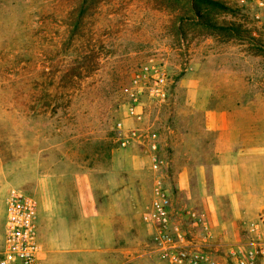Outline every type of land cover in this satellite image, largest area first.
Listing matches in <instances>:
<instances>
[{
	"label": "rangeland",
	"instance_id": "obj_1",
	"mask_svg": "<svg viewBox=\"0 0 264 264\" xmlns=\"http://www.w3.org/2000/svg\"><path fill=\"white\" fill-rule=\"evenodd\" d=\"M255 15L242 0H0V244L5 199L20 188L38 204L37 264H159L142 221L150 155L121 148L117 130L138 126L128 116L131 78L164 65L172 92L199 79L219 102L247 103L251 141L264 143L255 126L264 20ZM144 102L140 124L156 126L170 159L167 128L181 120L170 101Z\"/></svg>",
	"mask_w": 264,
	"mask_h": 264
},
{
	"label": "crops",
	"instance_id": "obj_2",
	"mask_svg": "<svg viewBox=\"0 0 264 264\" xmlns=\"http://www.w3.org/2000/svg\"><path fill=\"white\" fill-rule=\"evenodd\" d=\"M203 93L196 78H182L171 90L169 105L181 124L167 128L166 143L175 152L170 159L165 157L163 173L167 191L181 204L176 210L196 215L209 227L210 249L223 261L230 246L246 243L252 224L264 229V143L251 141L253 122L247 103L219 102L215 91ZM255 126L264 128V118ZM137 127L143 128L142 124ZM148 127L161 146L164 141L156 126ZM248 215L253 218L245 219ZM87 217L83 214V223ZM191 231L197 239L201 237L198 228ZM88 245L83 236L81 246Z\"/></svg>",
	"mask_w": 264,
	"mask_h": 264
},
{
	"label": "built area",
	"instance_id": "obj_3",
	"mask_svg": "<svg viewBox=\"0 0 264 264\" xmlns=\"http://www.w3.org/2000/svg\"><path fill=\"white\" fill-rule=\"evenodd\" d=\"M242 1L255 11L257 19L264 20V0ZM170 98L171 83L166 66H145L131 78L128 116L140 124L145 116L142 111L145 100L149 104L163 105ZM117 130L121 148L131 143L138 144L145 147L150 155L153 174L151 201L142 214V221L151 231V255L159 264H264V229L258 224L249 227L245 244L230 246L227 258L218 260L210 249L212 233L209 227L196 215H181L176 210L166 187L165 160L150 127L126 129L118 123ZM37 210V201L23 189L9 190L5 199L0 264L38 263L42 246L38 240ZM191 225L199 229V239L193 235Z\"/></svg>",
	"mask_w": 264,
	"mask_h": 264
}]
</instances>
